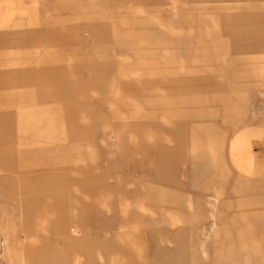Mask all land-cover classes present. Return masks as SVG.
Listing matches in <instances>:
<instances>
[{"label":"rangeland","instance_id":"rangeland-1","mask_svg":"<svg viewBox=\"0 0 264 264\" xmlns=\"http://www.w3.org/2000/svg\"><path fill=\"white\" fill-rule=\"evenodd\" d=\"M13 1V21L0 30V65H10L0 70L46 66L54 76L0 89V264H147L155 247L180 242L193 246L198 264H264L255 263L264 257V0ZM256 24L262 31H252ZM194 123L208 124L197 138ZM240 133L253 168L239 179L228 145ZM184 135L207 148L224 137L217 163L228 173L217 174L214 210L236 217L210 229L204 203L203 222L172 210L155 225L105 228L122 210L115 192L87 194V181L75 180L100 170L93 165L136 160L152 169L159 159L143 148L171 147ZM26 183L41 191L22 194ZM31 195L41 198L29 208ZM159 227L184 228V239L146 233ZM220 246L238 254L217 259Z\"/></svg>","mask_w":264,"mask_h":264},{"label":"crops","instance_id":"crops-1","mask_svg":"<svg viewBox=\"0 0 264 264\" xmlns=\"http://www.w3.org/2000/svg\"><path fill=\"white\" fill-rule=\"evenodd\" d=\"M15 11L16 5L13 0H0V30L6 28L13 21ZM258 25L259 24H256L252 31H262L261 27ZM245 28L247 27L245 26L243 29ZM232 29L234 31H251L247 29H237L236 23L232 24ZM230 31H232L231 28L229 29V32ZM66 36L67 35H59L58 39L60 41H66ZM253 46L261 45L256 44ZM6 65H10V63L5 61L2 62L0 66ZM53 76L54 74L51 76L46 75V66L37 67L35 69L4 68L0 70V89L23 88L27 87V81L43 80ZM215 88H222V84ZM194 124L192 125L194 128L191 130V133L189 132L191 138H197L204 130H207L203 128L208 127V124L205 126ZM178 138L177 143L171 147L158 142L153 147L146 146V148H143L144 152L146 150H151L152 154L157 155L154 159H159L152 169L146 167L142 162L140 163L136 160H132L128 165L117 164L112 168L119 173L114 175L110 172L112 170L110 164H108L107 167L103 166V164L93 165L91 168L100 170L97 172H87V177L84 180L82 177L79 180H75L74 184L80 186H82L81 184L83 181H87L89 186L84 188V192L87 194L97 191H109L111 194L115 192L119 204L118 209L122 210H112V217L106 222V225L104 224L105 228L110 231L132 227V224L138 223L142 225L143 223L155 225L165 221L164 218L168 216L171 217L172 210L183 213V219L187 222H203V215L205 212L204 203L212 207V210L209 211L210 217H212L210 229H213L218 223H225L236 217L230 216L228 213L223 214V208L221 207L220 209H216V211L214 210L216 202L219 201L215 187L217 186V174L228 173L226 167L217 163V152L220 150L219 148L224 137L222 135L215 137L212 146L209 148H207L201 140H198L199 138L194 139L192 142H190L191 139H188L185 135L184 138ZM246 139L247 137H245L243 133H240L234 136L228 145V153L231 162L239 171L237 175L239 179L242 177L248 178L253 168V151L248 144L250 141ZM252 146H254V144ZM189 148L191 149L190 151H188ZM5 169H10V166L8 165ZM110 179L112 181H109ZM218 184H221V182ZM39 191H41L39 187L27 183L23 184L20 189L22 194H31ZM205 197L207 198L204 199ZM40 198L41 197L37 195L25 196L23 201H25L26 206L30 208L32 206L34 207V204L38 203ZM231 199V196L227 195L225 204H230L232 202ZM185 206L194 208L195 213H188V215H186ZM136 209L148 211L150 214L155 213L158 215V218L148 219L142 213L136 212ZM72 221L68 228L71 232H77L78 226L75 224L76 221ZM200 229L203 231L205 227L201 226ZM185 231L184 228H178L172 231L165 227H159L156 230H147L146 233L150 237L155 236V234L170 235V237L180 241L184 239ZM193 232H195V229L191 227L189 234L192 235ZM224 233L227 234L226 231ZM114 234L117 237L119 236L117 232H114ZM113 247L114 245H108L106 250L105 247H103V251L108 252ZM233 247L236 249L240 248L239 246ZM218 249L219 253H215L217 259L222 256L230 257L238 254V251H229L222 254L221 251L223 250V246H220ZM252 257L255 258L256 256L252 255ZM194 259L195 250L193 246L188 245L186 242H180L170 251L162 247H155L150 262L147 264H198ZM255 261V263L264 262V257H256ZM211 264H236V262L232 263L231 261V263H229L219 259Z\"/></svg>","mask_w":264,"mask_h":264}]
</instances>
